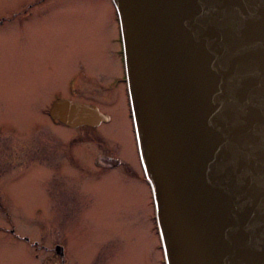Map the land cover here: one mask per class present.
Listing matches in <instances>:
<instances>
[{"label": "water", "instance_id": "obj_1", "mask_svg": "<svg viewBox=\"0 0 264 264\" xmlns=\"http://www.w3.org/2000/svg\"><path fill=\"white\" fill-rule=\"evenodd\" d=\"M112 2L165 263L264 264V0ZM50 116L109 121L65 100Z\"/></svg>", "mask_w": 264, "mask_h": 264}, {"label": "rangeland", "instance_id": "obj_2", "mask_svg": "<svg viewBox=\"0 0 264 264\" xmlns=\"http://www.w3.org/2000/svg\"><path fill=\"white\" fill-rule=\"evenodd\" d=\"M36 2L41 4L26 21L0 25V134L20 137L0 136V174L11 172L12 154L29 148L30 161L40 159L37 172L43 173L42 186L51 199L47 209L29 171L1 181L0 264H166L127 86L117 100L107 93L95 98L96 87H89L102 110L112 111L109 133L99 129L91 134L103 141L89 139L87 130L51 126L37 110L40 102L63 92L72 75L105 76L107 83L113 75L117 79V45L111 43L116 40V8L112 0H0V20ZM86 92L78 96L83 104L92 97ZM39 123L42 127L35 130ZM37 146L45 149L40 158L32 154ZM105 146L125 160L124 168L106 172L95 167L94 157ZM96 193L103 194V207ZM12 229L31 244L10 236ZM56 247L63 249V258L54 253Z\"/></svg>", "mask_w": 264, "mask_h": 264}, {"label": "flooded vegetation", "instance_id": "obj_3", "mask_svg": "<svg viewBox=\"0 0 264 264\" xmlns=\"http://www.w3.org/2000/svg\"><path fill=\"white\" fill-rule=\"evenodd\" d=\"M40 4H41V2H36V3H31V4H27V5L23 6L22 11L12 15V18H9L7 21L0 20V25H3L5 22L26 21L27 19H29L33 15L32 10H34L36 8L35 6H37V5L39 6ZM115 22H116V31H117L116 32V40L115 39L113 41L111 40V43L114 42L117 45V52L113 51V54L115 53V57L117 56V58H118L117 63L120 67L119 76H117V79H116L113 75L110 78V82L107 83L108 79L106 80L105 76L104 77H100V76L95 77L92 74L91 76H87V77H78V76L76 77V76L72 75L71 80H67V82L64 84L65 87H63V92H57L54 96H51L48 99H46V101L40 102V106L37 108L40 116L46 117L48 120V123L51 126H56V127H59L63 130L69 131V132H75L77 130H87L90 133L87 137L89 139L92 138L94 142H98V140H100V139H101V141H103V137L98 136L99 134L91 136V134L93 132H95L96 130L105 129L104 132L108 131L107 134L109 133L110 130L108 128V124H110L112 122V116H111L112 108H110L111 112L102 110L101 106L98 103H96V101H94V100H95V98H102V96L105 93L108 94L107 97H113L116 99L119 95H122L123 86L126 85L125 68H124L123 53H122V41H121L120 25H119L118 17H116ZM107 57H108V55H107ZM112 74L113 73L111 72V75ZM79 79H86V80H79ZM88 81L90 83H88ZM83 82L86 83V88L83 87V85H84ZM81 83H83V85H81ZM92 85H94L96 87V89H93L92 91L93 92L96 91L99 93L95 98H94V94H92L90 92V89H89V87ZM85 90H87V92ZM85 92H86V94L91 93L92 97H91V100L87 101L88 103L83 104V102H81V101H83L85 99L81 96L80 97H78V96L84 95ZM76 98L80 101H76L75 100ZM58 100H65V101H70V102L77 103V104L95 106L101 114L109 116V121L107 123H102L97 127L81 126V127H77V128H70L67 125L61 123L58 119H54L50 116L51 107L53 106L54 102H56ZM112 107L114 108V106H112ZM42 125H43V123H42ZM42 125L39 123L38 127H36L35 130L36 129L40 130ZM123 133H124V130H121V137L123 136ZM3 134H8L10 136V138H12V139H13V137L20 138V137H18V135L14 134L12 132L3 133ZM3 134H0V136ZM97 144L101 145V143H97ZM122 148H123V146H121V153L124 154ZM44 153H45L44 147L43 146H37L34 149V152L32 154L37 156V158H40V156L44 155ZM114 153L115 152L113 150H111L109 147L105 146L104 150H102L101 153H99L97 156L94 157L95 167L103 169L106 172L107 171H113V170L120 169V168H124L125 163H126L125 160L124 161L120 160L117 156H115ZM122 154H121V158H123ZM10 159H11L10 162H11V166H12L11 172L1 173L0 174V183L2 180H5V179L13 180L18 176H25L26 173H24V172L29 171V175L32 176L34 179L38 180L37 183L40 186L41 192L45 196V199L47 202L46 207L48 209V202H50L49 201L50 196L44 191L43 186H42L43 173L37 172L39 170H38V167H36V166H39L41 164L40 159H37V161H34V159H32L33 161H30L29 148L26 150H25V148H22L20 153L12 154ZM13 163H14V165H13ZM106 175L107 174L103 175L102 177L104 178V177H106ZM97 177H99V176H97ZM103 178H102V180H103L102 182H103L104 186H106L107 181L109 179H107V178L103 179ZM97 182H101V181H97ZM0 187H1V184H0ZM1 188H0V194L3 195ZM94 198H95L96 203L98 204V207H101V205H102V207L104 206L105 200H104L103 194L96 193ZM8 232H9L8 234L10 236H12V235H16V237L18 236V239L16 237H14L15 239L23 241L27 245L31 244V243H29L30 240L27 239L26 237H20L15 229L8 230ZM37 245L38 244L36 242H34L32 246L35 247ZM43 248L45 249V247H43ZM40 249H42V247H40ZM57 249L61 250V253H62L61 255L57 253ZM53 251L57 256H59L61 258L64 257L63 249L61 247H56V248H54Z\"/></svg>", "mask_w": 264, "mask_h": 264}]
</instances>
